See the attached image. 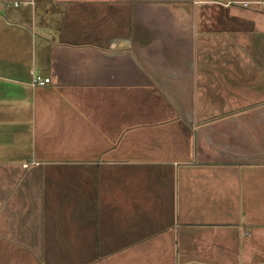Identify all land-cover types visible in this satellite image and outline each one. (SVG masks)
Returning a JSON list of instances; mask_svg holds the SVG:
<instances>
[{
	"label": "crops",
	"instance_id": "1",
	"mask_svg": "<svg viewBox=\"0 0 264 264\" xmlns=\"http://www.w3.org/2000/svg\"><path fill=\"white\" fill-rule=\"evenodd\" d=\"M0 264H264V0H0Z\"/></svg>",
	"mask_w": 264,
	"mask_h": 264
},
{
	"label": "built area",
	"instance_id": "2",
	"mask_svg": "<svg viewBox=\"0 0 264 264\" xmlns=\"http://www.w3.org/2000/svg\"><path fill=\"white\" fill-rule=\"evenodd\" d=\"M51 83L50 77H43L41 75L34 74L30 82L32 88L46 87Z\"/></svg>",
	"mask_w": 264,
	"mask_h": 264
}]
</instances>
